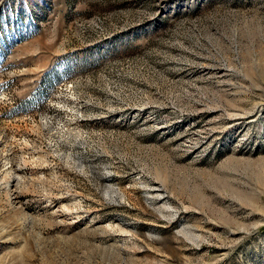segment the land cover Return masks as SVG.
<instances>
[{
    "label": "rangeland",
    "instance_id": "1",
    "mask_svg": "<svg viewBox=\"0 0 264 264\" xmlns=\"http://www.w3.org/2000/svg\"><path fill=\"white\" fill-rule=\"evenodd\" d=\"M0 264H264V0H0Z\"/></svg>",
    "mask_w": 264,
    "mask_h": 264
}]
</instances>
